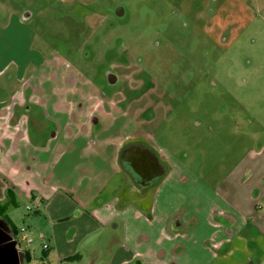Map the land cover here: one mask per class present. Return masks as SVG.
I'll return each instance as SVG.
<instances>
[{
  "label": "crops",
  "instance_id": "0c3cea01",
  "mask_svg": "<svg viewBox=\"0 0 264 264\" xmlns=\"http://www.w3.org/2000/svg\"><path fill=\"white\" fill-rule=\"evenodd\" d=\"M31 16L0 0V205L8 218L31 203L38 264H264V171L243 159L214 187L200 183L136 111L42 57ZM24 35L26 60H10ZM255 158L264 165V148Z\"/></svg>",
  "mask_w": 264,
  "mask_h": 264
},
{
  "label": "rangeland",
  "instance_id": "374dc122",
  "mask_svg": "<svg viewBox=\"0 0 264 264\" xmlns=\"http://www.w3.org/2000/svg\"><path fill=\"white\" fill-rule=\"evenodd\" d=\"M14 2L32 14L42 57H61L92 84L84 89L136 111L147 136L200 183L214 187L243 159L248 172L264 171L255 158L264 148V0ZM22 41L10 60H26ZM26 206L20 198L8 218L19 243H31L26 264H38L41 220Z\"/></svg>",
  "mask_w": 264,
  "mask_h": 264
},
{
  "label": "water",
  "instance_id": "95a60500",
  "mask_svg": "<svg viewBox=\"0 0 264 264\" xmlns=\"http://www.w3.org/2000/svg\"><path fill=\"white\" fill-rule=\"evenodd\" d=\"M13 230L0 220V264H24L20 243L14 237Z\"/></svg>",
  "mask_w": 264,
  "mask_h": 264
},
{
  "label": "trees",
  "instance_id": "16d2710c",
  "mask_svg": "<svg viewBox=\"0 0 264 264\" xmlns=\"http://www.w3.org/2000/svg\"><path fill=\"white\" fill-rule=\"evenodd\" d=\"M6 207L4 205H0V220L5 222L10 228L11 230H13L14 234L16 233V230L13 228L12 224L10 223L9 219L6 217V215L4 214ZM25 257V261L29 260V256L27 253L24 254Z\"/></svg>",
  "mask_w": 264,
  "mask_h": 264
},
{
  "label": "built area",
  "instance_id": "2783aa9c",
  "mask_svg": "<svg viewBox=\"0 0 264 264\" xmlns=\"http://www.w3.org/2000/svg\"><path fill=\"white\" fill-rule=\"evenodd\" d=\"M27 209H28V210H31V207L28 206ZM44 247H46V245H44Z\"/></svg>",
  "mask_w": 264,
  "mask_h": 264
}]
</instances>
